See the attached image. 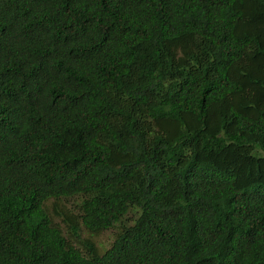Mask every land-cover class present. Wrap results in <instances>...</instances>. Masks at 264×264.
<instances>
[{"label": "trees", "instance_id": "1", "mask_svg": "<svg viewBox=\"0 0 264 264\" xmlns=\"http://www.w3.org/2000/svg\"><path fill=\"white\" fill-rule=\"evenodd\" d=\"M0 264H264V0H0Z\"/></svg>", "mask_w": 264, "mask_h": 264}, {"label": "rangeland", "instance_id": "2", "mask_svg": "<svg viewBox=\"0 0 264 264\" xmlns=\"http://www.w3.org/2000/svg\"><path fill=\"white\" fill-rule=\"evenodd\" d=\"M71 201L68 202H63V201H59L56 204V208L58 209V212L60 213H65L67 211L66 208H68L69 214L73 215L76 212V209L74 208V206L71 204ZM55 203H53V201H48L46 203V209L47 212L51 215L53 221L55 223H57L59 225V228L61 229L62 233H64L68 239L70 240L71 244L74 246H78L80 247L79 242H76L72 236L69 233V230L67 229L66 225L62 222V218L63 217H57L54 214L53 208L55 207L54 205ZM61 215V214H60ZM118 229L117 228H113L107 231H103L99 234H90L86 229H84L81 226V231H80V235L82 239H88L90 241H92L94 243V245L96 246L97 250L99 253H103L105 250H107L111 243L113 242L114 238H115V234L117 233Z\"/></svg>", "mask_w": 264, "mask_h": 264}]
</instances>
